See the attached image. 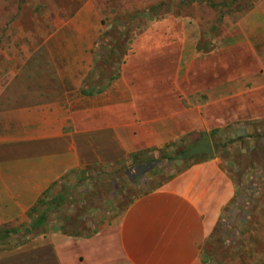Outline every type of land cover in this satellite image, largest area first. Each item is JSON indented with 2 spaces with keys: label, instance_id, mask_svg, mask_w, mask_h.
<instances>
[{
  "label": "rangeland",
  "instance_id": "1",
  "mask_svg": "<svg viewBox=\"0 0 264 264\" xmlns=\"http://www.w3.org/2000/svg\"><path fill=\"white\" fill-rule=\"evenodd\" d=\"M257 13L264 15V0H0V118L32 100L44 102L55 97L62 103L71 101L77 92L75 81L80 77L88 87L101 88L106 67L117 72L109 84L110 94H114L120 86L119 77L126 82L134 77L133 61L139 45L146 44L150 52L147 55L153 56L145 57L141 49L140 63L148 60L150 66L140 67L134 77L138 84L130 86L150 96L156 89L164 93L163 82L169 89L172 81L175 108H191L193 104L188 102L195 96L202 103L227 97L225 109L231 113L230 106L236 105L240 115L231 114L220 121V126H206L157 149L148 164L142 163L134 187H124L126 194L121 193L122 183L118 181L107 190L102 174L88 172L79 179L74 177L75 184L93 182L96 187L81 199L86 205L89 201L99 203L107 212L105 218L111 216L134 195L208 158L176 159L207 134L212 157L221 159L235 192L224 209L227 217L221 218L203 246V257L209 264H264V42L260 44L263 52L257 42L254 52L243 42L244 35L259 23ZM118 42L126 43L118 48ZM110 48L114 53L110 57H118L117 61L111 59L116 61L114 65H109ZM105 58L109 61L98 69ZM185 73L186 85L180 80ZM192 75L197 77L195 82L190 81ZM169 101V96L161 95L157 106L142 104L141 119L165 115L160 106ZM127 160L121 158L111 167L126 166ZM79 184L74 188L80 189ZM110 193L114 198L108 196ZM39 200L29 209V217ZM105 212H96V218ZM45 218V227L52 228V209L47 208ZM13 226L3 225L0 231L39 230L32 228L30 221ZM11 241L1 237L0 245Z\"/></svg>",
  "mask_w": 264,
  "mask_h": 264
},
{
  "label": "crops",
  "instance_id": "2",
  "mask_svg": "<svg viewBox=\"0 0 264 264\" xmlns=\"http://www.w3.org/2000/svg\"><path fill=\"white\" fill-rule=\"evenodd\" d=\"M257 15V27L244 35L243 42L252 52L257 42L263 52L264 15ZM139 47L132 66L134 77L140 67L149 65L148 60L140 63L141 49L145 57L153 56L147 55L146 44ZM237 60H241L239 53ZM219 70L226 73L223 67ZM134 77L127 82L119 77L114 94L108 85L105 92L90 95L80 94L86 92L80 77L71 101L32 100L0 118V228L30 221L32 228L39 229L0 231V239L12 240L0 245V264H209L203 246L221 218L227 217L224 209L235 192L220 158L191 163L157 187L134 195L107 218L99 203L86 205L81 199L96 189L93 182L74 188L78 185L72 182L74 177L89 172L104 175L107 190L121 182V193L126 194L124 187H134L142 163L148 164L157 149L206 126H220L231 114L240 115L236 105L230 106L231 113L225 109L227 97L202 103L195 96L188 102L191 108H175L174 82L169 89L163 82L164 93L156 89L147 96L145 90L130 86L138 84ZM196 78L192 75L190 81ZM180 80L186 85V73ZM161 95L170 100L160 106L165 115L141 119L140 106L146 102L157 106ZM121 158L129 160L126 166L112 168ZM108 196L114 198L113 193ZM37 200L31 218L28 212ZM47 208L52 209V228L44 225ZM96 212L105 213L96 218Z\"/></svg>",
  "mask_w": 264,
  "mask_h": 264
},
{
  "label": "trees",
  "instance_id": "3",
  "mask_svg": "<svg viewBox=\"0 0 264 264\" xmlns=\"http://www.w3.org/2000/svg\"><path fill=\"white\" fill-rule=\"evenodd\" d=\"M125 43H126V42H118V43H117L118 48H123L124 45H125ZM111 47H112V46H111ZM113 54H114V53H113L112 49L110 48V49L108 50V56L110 57V56H112ZM111 59L117 61L118 57H116L115 59L110 57V63H109V65H114V62H116V61H111ZM96 60H98V59H96ZM108 61H109V60H107V59L105 58V59H104V62L102 61V62L98 65V69H101L102 66H104V64L107 63ZM115 64H116V63H115ZM106 71H108V72L106 73L107 75H106V77H105V79H104L103 87L96 89V88H94V87H88L87 84L85 85V83H83V86H84L83 88L86 89V92H85L84 90H82V91H80V94H82V95H90V94H93V93L100 92V91L103 90L105 87H107V86L110 84V82L113 81V80L116 78V76H117V72L115 71V69H113L112 71H110V69H109L108 67H106V70H104V73H105ZM177 155H178V154H177ZM183 155H184V151H182V152L178 155V158H176V159H181ZM160 157H163V156H160ZM185 168H186V167H185Z\"/></svg>",
  "mask_w": 264,
  "mask_h": 264
},
{
  "label": "water",
  "instance_id": "4",
  "mask_svg": "<svg viewBox=\"0 0 264 264\" xmlns=\"http://www.w3.org/2000/svg\"><path fill=\"white\" fill-rule=\"evenodd\" d=\"M213 154L212 146L207 134H203L189 148L185 149L182 159L188 160L195 156H206L211 158Z\"/></svg>",
  "mask_w": 264,
  "mask_h": 264
}]
</instances>
